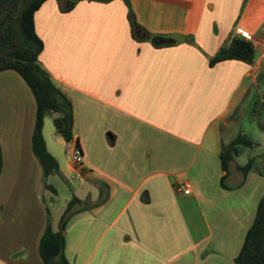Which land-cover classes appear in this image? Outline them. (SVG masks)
I'll list each match as a JSON object with an SVG mask.
<instances>
[{
  "label": "crops",
  "instance_id": "0c3cea01",
  "mask_svg": "<svg viewBox=\"0 0 264 264\" xmlns=\"http://www.w3.org/2000/svg\"><path fill=\"white\" fill-rule=\"evenodd\" d=\"M34 29L40 65L72 104L73 137L44 119L58 164L44 177L34 96L17 72H0V264H43L40 238L73 196L86 206L65 227L70 264H234L264 175H243L235 157L223 188L219 153L232 139L221 135L264 67V0H46ZM234 37L253 44V64L210 67ZM185 183L187 195L177 191Z\"/></svg>",
  "mask_w": 264,
  "mask_h": 264
},
{
  "label": "trees",
  "instance_id": "16d2710c",
  "mask_svg": "<svg viewBox=\"0 0 264 264\" xmlns=\"http://www.w3.org/2000/svg\"><path fill=\"white\" fill-rule=\"evenodd\" d=\"M46 0H0V72L13 70L17 72L31 90L36 103L35 124L32 135V149L35 157L41 164L44 177L58 173V164L45 146L42 130L44 119H52L55 134L66 143H70L73 137V108L70 100L53 84L49 74L39 63V55L43 50V43L34 29V14ZM73 3H69L66 10L71 9ZM130 26L135 36L139 26L132 14H129ZM154 40V39H153ZM235 60L253 64L255 49L253 44L243 38L234 37L227 45L219 49L216 55L210 59L209 66L217 63ZM260 78V74L257 80ZM239 107L235 109L229 119L234 118ZM253 142L242 135H237L228 143H222L219 153L221 169L224 175L221 177V186L225 184L230 165L235 157L239 156L240 147L251 148ZM236 169L243 175L251 170H257L262 175L264 171L259 169L255 159H248L245 165ZM1 171V151H0ZM99 189V204L106 201L107 186L97 183ZM81 202L73 196L59 220L57 231L47 225L42 234L38 252L43 264H70L65 257V227L70 217L78 210ZM234 264H264V196L258 203L254 221L248 229L239 254Z\"/></svg>",
  "mask_w": 264,
  "mask_h": 264
},
{
  "label": "rangeland",
  "instance_id": "374dc122",
  "mask_svg": "<svg viewBox=\"0 0 264 264\" xmlns=\"http://www.w3.org/2000/svg\"><path fill=\"white\" fill-rule=\"evenodd\" d=\"M230 120L233 121L230 126L222 130V140L226 142L240 134L251 140L254 145L251 148L240 147V155L236 157V163L242 165L253 158L257 167L264 171V67L255 87L239 106L234 118ZM79 178L71 179L73 186L78 184ZM77 194L82 196L79 190ZM83 201L85 203L81 204L82 207L86 206V199Z\"/></svg>",
  "mask_w": 264,
  "mask_h": 264
},
{
  "label": "built area",
  "instance_id": "2783aa9c",
  "mask_svg": "<svg viewBox=\"0 0 264 264\" xmlns=\"http://www.w3.org/2000/svg\"><path fill=\"white\" fill-rule=\"evenodd\" d=\"M67 154H68V158L69 160L77 166H81L82 164V156H81V152L79 150V148L75 145H71L69 144L67 147ZM177 191L181 192L182 194H189L190 192V185L188 183L182 184L180 186L177 187Z\"/></svg>",
  "mask_w": 264,
  "mask_h": 264
}]
</instances>
